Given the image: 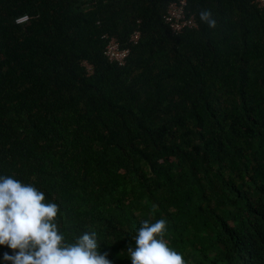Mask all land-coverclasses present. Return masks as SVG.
<instances>
[{
    "label": "trees",
    "instance_id": "trees-1",
    "mask_svg": "<svg viewBox=\"0 0 264 264\" xmlns=\"http://www.w3.org/2000/svg\"><path fill=\"white\" fill-rule=\"evenodd\" d=\"M167 5L0 0V175L57 203L70 240L96 232L112 264L161 218L186 264H264V8L187 0L197 27L174 35Z\"/></svg>",
    "mask_w": 264,
    "mask_h": 264
},
{
    "label": "clouds",
    "instance_id": "clouds-1",
    "mask_svg": "<svg viewBox=\"0 0 264 264\" xmlns=\"http://www.w3.org/2000/svg\"><path fill=\"white\" fill-rule=\"evenodd\" d=\"M200 20L215 29L210 10H201ZM90 74V73H89ZM60 208L46 202L45 193L13 176L0 175V246L10 264H112L102 253L97 233L84 232L70 240L60 228ZM168 223L161 218L144 220L127 247L131 264H186L182 254L169 246Z\"/></svg>",
    "mask_w": 264,
    "mask_h": 264
},
{
    "label": "built area",
    "instance_id": "built-area-1",
    "mask_svg": "<svg viewBox=\"0 0 264 264\" xmlns=\"http://www.w3.org/2000/svg\"><path fill=\"white\" fill-rule=\"evenodd\" d=\"M253 3L260 9L264 8V0H253ZM187 0H168L167 10L164 14L163 21L168 26L170 32L174 35L182 33L184 30L194 29L197 27L196 21L192 15L186 14ZM29 17L23 15L15 19V24L20 25L28 22ZM105 48V57L111 63L119 66L125 65L130 57V49H123L115 37H107ZM140 40V33L137 31L131 37V43L137 44ZM90 72L91 68L84 64Z\"/></svg>",
    "mask_w": 264,
    "mask_h": 264
}]
</instances>
